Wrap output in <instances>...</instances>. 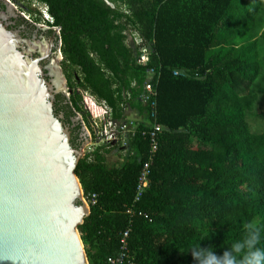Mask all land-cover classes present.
I'll return each instance as SVG.
<instances>
[{"label": "trees", "instance_id": "trees-1", "mask_svg": "<svg viewBox=\"0 0 264 264\" xmlns=\"http://www.w3.org/2000/svg\"><path fill=\"white\" fill-rule=\"evenodd\" d=\"M33 1L61 28L64 61L80 73L67 79L75 115L88 116L81 107L86 92L107 108L102 125L110 122L109 130L125 119V108L142 115L148 107L137 99L147 71L155 73L156 118L166 129L149 188L134 206L151 221L132 217L127 259L198 264L193 246L222 256L249 222L264 248V129L255 134L249 126L264 119V88L251 89L258 78L264 83V0ZM126 31L138 45L126 44ZM140 47L149 50L143 65L136 62ZM113 129L108 133L117 134ZM116 142L84 154L75 169L83 195H98L78 227L89 264H107L120 251L124 209L146 160L147 143L137 134L121 166L108 169L105 156Z\"/></svg>", "mask_w": 264, "mask_h": 264}, {"label": "water", "instance_id": "water-1", "mask_svg": "<svg viewBox=\"0 0 264 264\" xmlns=\"http://www.w3.org/2000/svg\"><path fill=\"white\" fill-rule=\"evenodd\" d=\"M37 26L0 0V264H89L75 175L89 132L67 103L61 28Z\"/></svg>", "mask_w": 264, "mask_h": 264}, {"label": "built area", "instance_id": "built-area-1", "mask_svg": "<svg viewBox=\"0 0 264 264\" xmlns=\"http://www.w3.org/2000/svg\"><path fill=\"white\" fill-rule=\"evenodd\" d=\"M56 28V27H51ZM61 41V40H60ZM139 41H135V45H138ZM149 56V50L146 47H140L139 48V55L136 59L137 64L143 65L148 61ZM155 73L152 69H149L147 71V78L142 86L141 93L138 97V102L145 107H148V110L145 111L142 115H138L136 120H123L122 122H119L116 126L117 134H108L107 137L104 139L105 143L110 142H116L120 140L123 141L124 144L129 139L135 137L137 134H140V137L147 143V149H146V160L142 163V167L140 169L137 184L135 186V192H134V198L133 203L130 206H126L124 209V213L128 216V227L123 232L120 243V251L117 253V255L108 257L106 262L107 264H133L131 261L127 259V239L130 234L131 228L130 225L132 224V217L134 216H143L145 219L151 221V219L141 211H137L136 208H134L135 204L138 203L146 190L149 188V175L151 172V167L154 163V159L156 157V153L158 151V141L159 136L162 134L163 131H165V127L161 124L157 123L156 118V88H155ZM108 110L105 115H107ZM103 114V115H104ZM142 116H145L146 125L141 123L139 121V118ZM104 118L102 117L100 119L101 123L103 122ZM105 126L111 127L110 122L107 123ZM139 127H142V129H138ZM107 133V131H105ZM104 133V134H105ZM90 138V137H89ZM89 146V143L85 146V148ZM90 152V151H89ZM98 195L96 193L88 194L86 196L83 195V200L86 203V205L89 207L96 205Z\"/></svg>", "mask_w": 264, "mask_h": 264}, {"label": "rangeland", "instance_id": "rangeland-1", "mask_svg": "<svg viewBox=\"0 0 264 264\" xmlns=\"http://www.w3.org/2000/svg\"><path fill=\"white\" fill-rule=\"evenodd\" d=\"M9 1L11 4L14 5V7L16 8V11H18L26 21H30V22L38 25V26L51 27L53 25L52 20L50 19V17L47 14L46 7L43 4L38 3L36 1H33V0H9ZM122 10L125 12L128 11V6L123 5ZM263 20H264V15H263ZM47 23H49V24H47ZM125 33H126V37H127L126 44L127 45H135V41H137V40L133 37L131 32L126 31ZM255 39L258 42V47L260 49L259 57L261 58L263 56V53H262L263 49L261 46L260 32L255 37ZM60 49H61V47H60ZM62 56L64 57L63 53H62ZM64 60H65V58H64ZM64 60H63V62H64L63 63V70L65 71V75L67 76V79H69L70 81L80 79L81 76H80L79 71L75 67L70 66ZM263 73H264V69H263L262 74ZM67 87H68V83H67ZM262 88H264V83H262L259 80V78L251 86V89L253 91H256V92L261 90ZM67 92H68V90H67ZM67 95L69 97V92L67 93ZM83 95L84 96H82V97H84V99L82 98L81 107L83 109V112L87 113L88 116L85 119H82V121L84 123V126L88 130L89 137H90L89 138V146H87L86 148L85 147L83 148V156H84V154L88 153L89 151L91 152L96 147H100L103 144H105L104 139L109 134L108 132H110V130L113 129V127H112V129L109 130V126H103L101 121H100V119L102 117L104 118L106 116L104 113L107 112V108L103 105V103L97 101L88 92L83 93ZM259 99H260V96L258 95V100ZM255 109H256L255 107L252 109L253 115H257V111ZM262 111L264 112V102H262ZM135 112H136L135 110L125 108V111H124L125 119L126 120L137 119L138 116H136ZM80 116L82 118V114ZM139 121L145 125L147 124L145 121V116H142L141 118H139ZM263 121H264V119L261 116H258L257 120H254V121L250 120L249 126H250L251 131L255 134H260L261 131L264 129V122ZM115 129H116V127H114L113 130L115 131ZM105 131H107V133H105ZM124 145H126V143L124 144L123 141L121 142L120 140H118L116 142L115 148L112 149L111 152L105 156V158H106L105 164H106V167L108 169L117 168V167L121 166V164L125 160V157L129 154V152L127 150V146H124Z\"/></svg>", "mask_w": 264, "mask_h": 264}, {"label": "clouds", "instance_id": "clouds-1", "mask_svg": "<svg viewBox=\"0 0 264 264\" xmlns=\"http://www.w3.org/2000/svg\"><path fill=\"white\" fill-rule=\"evenodd\" d=\"M259 243L260 229L249 222L244 226L243 237L230 242V250L222 256L218 257L212 249H202L200 244L193 246L191 253L198 264H264V248L258 247Z\"/></svg>", "mask_w": 264, "mask_h": 264}, {"label": "flooded vegetation", "instance_id": "flooded-vegetation-1", "mask_svg": "<svg viewBox=\"0 0 264 264\" xmlns=\"http://www.w3.org/2000/svg\"><path fill=\"white\" fill-rule=\"evenodd\" d=\"M29 23H31L32 25H34V26H37L36 24H34V23H32V22H30V21H28ZM47 24H49V23H47ZM37 27H46V26H37ZM52 27V26H51ZM51 27H46V28H50L51 29ZM59 39V38H58ZM58 50H60L61 51V49H59L58 48ZM63 60H64V57L62 56V53L61 52H58V58H57V64H58V66H59V68H60V70H61V72H62V75H63V77H64V79H65V81H66V86H67V83H68V80H67V76L65 75V71L63 70ZM66 99V98H65Z\"/></svg>", "mask_w": 264, "mask_h": 264}, {"label": "crops", "instance_id": "crops-1", "mask_svg": "<svg viewBox=\"0 0 264 264\" xmlns=\"http://www.w3.org/2000/svg\"><path fill=\"white\" fill-rule=\"evenodd\" d=\"M135 114H136V116H138L136 112H135ZM135 120H136V119H135Z\"/></svg>", "mask_w": 264, "mask_h": 264}]
</instances>
